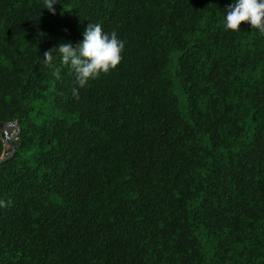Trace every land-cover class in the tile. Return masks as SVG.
Returning <instances> with one entry per match:
<instances>
[{
    "label": "trees",
    "instance_id": "trees-1",
    "mask_svg": "<svg viewBox=\"0 0 264 264\" xmlns=\"http://www.w3.org/2000/svg\"><path fill=\"white\" fill-rule=\"evenodd\" d=\"M234 3L0 0V264H264V33ZM96 23L122 59L79 88L43 54Z\"/></svg>",
    "mask_w": 264,
    "mask_h": 264
},
{
    "label": "clouds",
    "instance_id": "clouds-1",
    "mask_svg": "<svg viewBox=\"0 0 264 264\" xmlns=\"http://www.w3.org/2000/svg\"><path fill=\"white\" fill-rule=\"evenodd\" d=\"M57 0H44L45 9L55 14L54 5ZM242 23H248L253 29L264 33V0H235L227 8L226 27L232 31H239ZM83 41L73 47L72 43H61L58 48L50 49L43 54V62L49 68L53 64L54 53H58L61 62L70 65L76 74L79 88H84L90 80L98 78L101 73L114 70L121 62L124 42L117 38L115 31L105 33L100 23L88 24L83 33ZM54 75L60 78L59 69ZM78 98L77 89H73ZM0 206L3 202L0 201Z\"/></svg>",
    "mask_w": 264,
    "mask_h": 264
},
{
    "label": "water",
    "instance_id": "water-1",
    "mask_svg": "<svg viewBox=\"0 0 264 264\" xmlns=\"http://www.w3.org/2000/svg\"><path fill=\"white\" fill-rule=\"evenodd\" d=\"M5 126L0 123V129H3ZM14 135L15 133H12L11 137H9L8 141L6 142V145L12 147V149L14 150L16 148V141L14 139ZM2 160H0L1 162Z\"/></svg>",
    "mask_w": 264,
    "mask_h": 264
},
{
    "label": "rangeland",
    "instance_id": "rangeland-1",
    "mask_svg": "<svg viewBox=\"0 0 264 264\" xmlns=\"http://www.w3.org/2000/svg\"><path fill=\"white\" fill-rule=\"evenodd\" d=\"M3 133H4V135H5V137H6V142L8 141V139H9V137H11V135H12V133H15V127L14 126H5L3 129ZM7 131H10L11 132V135L9 136V135H6V132ZM6 142H5V149L6 148H10V146H8V145H6Z\"/></svg>",
    "mask_w": 264,
    "mask_h": 264
}]
</instances>
